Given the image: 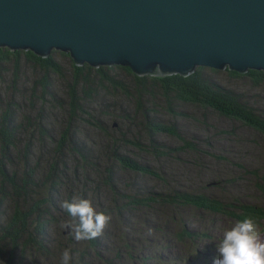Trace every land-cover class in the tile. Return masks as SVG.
I'll return each instance as SVG.
<instances>
[{
    "label": "rangeland",
    "instance_id": "obj_1",
    "mask_svg": "<svg viewBox=\"0 0 264 264\" xmlns=\"http://www.w3.org/2000/svg\"><path fill=\"white\" fill-rule=\"evenodd\" d=\"M50 54L61 66V74L39 69L22 55L18 72L10 64L0 80L2 98L6 94L14 95L11 86L20 88L15 89L17 96H20L18 91L24 94L17 108L3 103L0 115L2 110L13 113L14 144L30 156L27 170H34L26 176L34 186L26 191L29 197L25 203L18 201V195L0 188L3 192L0 193V234L9 226L14 228L11 224L16 202L21 204L16 203L17 211L28 214L15 235L20 245L17 244L16 251L9 245H1L0 261L3 264H59L61 254L67 249L70 264H130L127 257L132 253L125 250V245L128 237L140 233L151 241L142 237L131 247L134 252H149L142 258L147 264H213L216 241L224 229L235 223L230 217L190 206L134 207L127 200L118 199L124 194L144 198L151 192L184 187L213 197H232L250 203H255V199L264 200V193L260 191L264 185V132L210 107L183 101L174 91L166 94L154 80L148 81L152 88L149 84L142 87L140 98L133 75L113 66L106 68L109 73L105 71L106 75L120 80L124 86L110 84L93 65L74 83L85 99V112L79 117L70 115L72 74L74 65L81 64L75 63L69 52L58 48H53ZM202 66L205 65H197L186 75L172 72L166 76H189ZM225 69H219L222 71L216 79L243 91L255 106L264 109V87L255 90L244 78L248 76L237 77ZM45 76H48L46 86ZM93 79L96 83L89 85L88 81L93 84ZM36 95L39 97L31 100ZM159 124L176 130L179 136L161 129L154 131L152 128H159ZM7 147L4 149L1 140L0 157L6 152L9 168L14 171L18 150L10 151ZM114 156L137 161L160 173L163 179L124 170ZM21 174L26 175V170L22 169ZM105 180L106 183L111 180L112 185H105ZM73 195L90 200L96 211L110 216L102 233L94 238L97 244L77 241L69 227H61L68 221V225L75 223L60 206ZM39 201L43 205L41 209L36 204ZM117 215L120 220L115 218ZM40 217H44L47 226L41 224ZM27 225L30 230L24 233L21 228ZM181 228L197 231L203 239L180 241L177 231ZM260 230L264 238V222ZM27 236L31 238L22 246ZM4 243L11 244L8 236ZM135 264L145 263L135 259Z\"/></svg>",
    "mask_w": 264,
    "mask_h": 264
},
{
    "label": "water",
    "instance_id": "obj_2",
    "mask_svg": "<svg viewBox=\"0 0 264 264\" xmlns=\"http://www.w3.org/2000/svg\"><path fill=\"white\" fill-rule=\"evenodd\" d=\"M0 46L139 75L264 70V0H0Z\"/></svg>",
    "mask_w": 264,
    "mask_h": 264
},
{
    "label": "trees",
    "instance_id": "obj_3",
    "mask_svg": "<svg viewBox=\"0 0 264 264\" xmlns=\"http://www.w3.org/2000/svg\"><path fill=\"white\" fill-rule=\"evenodd\" d=\"M22 55H25L29 59V61L34 63L39 69L45 70L47 72L51 71L54 73H62L61 66L57 63L52 54L43 57L35 54V52L31 50H12L9 47H0V80L2 79L3 74L7 70L6 68L10 64L13 65L14 72H18ZM92 66L93 65H91L89 62H85L81 65H74V73H71L73 75L74 82L72 86H70L71 102L68 105L70 115H75L79 117L82 112H85V109L83 107V101L85 99L78 93V89L76 88L75 84L77 83V78L79 76L84 75L86 70L92 69ZM111 66L126 70L128 73L133 75L135 90L137 91L140 98H142V87L144 89L149 84L152 88L151 83L148 81L154 80L157 81V84L163 88V91H165L166 94H169L171 91H174L177 93L178 98L183 101L193 103L196 106L210 107L227 117L233 118L235 120H240L244 124L264 132V109L255 106L252 101L245 97V93L243 91L241 92V90H237L234 87H230L227 85L225 86L220 83L216 79V75L219 74L222 70L202 66L198 67L196 71L189 76H180L177 74L167 76L145 74L143 76H140L139 74L135 73L132 68L125 65L115 64L107 66L100 65L97 67L93 66L97 68V71L101 73L105 79L111 82L110 84H115V86H124V84L120 80L116 81L115 79L109 78L106 75V68L112 69ZM224 71L229 74H233L237 77L248 76L244 78L249 80L250 84L255 87V90L264 87V72L262 70L250 69L245 72V74H239L237 73V71L228 68H226ZM93 80H95L93 84L92 81H88L89 85H94L96 83V79ZM43 81L46 86L48 82V76H45L43 78ZM11 87L15 92L14 95L6 94L2 98L1 94L4 91L0 92V108H2L3 103L8 105V107L17 108L19 107V104L23 101V92L18 91L20 96H17V91L15 90L20 88L15 86ZM84 90L88 91V89ZM38 97V95L31 96V100ZM159 125V128L154 126L152 129H154V131L161 129L164 131H168L170 134L179 136L176 130H169L166 129L162 124ZM12 129H15V125L13 123V113L9 110H2L0 115V141L2 140V142H4V149H6V147L8 146L7 148L10 151L18 150L16 148V145L14 144L15 136ZM11 146H13L12 149H10ZM28 158L30 159V156L26 153V151L22 152L18 150L16 153V160L13 165L14 171H12L9 168V157L7 156L6 152L2 157H0V188H3V192L10 191L13 194L18 195V201L22 202V204L25 203V201L29 197L26 191L29 190L32 186H34V184L30 182V179L26 177L29 176L32 171H34L27 170V165H29ZM114 159L124 170L142 174L155 180L163 179L160 173L138 163L137 161L130 160L125 156H114ZM22 169L26 170V175L21 174ZM104 183L105 185H112L111 180L107 183L105 180ZM262 188L263 189L260 188V191L264 193V185H262ZM121 199L127 200L129 203H132L134 207L150 208L154 205H167L172 208H184L190 206L198 209H203L204 211L213 214H219L224 217H230L235 222L239 219H243L246 216L254 218L259 223V225L264 222V200L259 199H255V203H250L248 201L232 197H213L209 194L200 193L194 191V189L189 190L188 188L184 187H173L170 188V190L151 192V195H148L144 198L143 196H139L138 198L135 196H131L130 194H124L121 195L118 200ZM16 203L11 224V226L14 225V228L9 226L6 232L0 234V248L1 245H9L13 251H16L15 249L18 247V245H20L17 243V239H15L17 236V230L19 229V225L24 222L26 216L28 215L27 212H24L23 210L17 211ZM17 204L21 205L20 203ZM36 204L40 205L38 209L43 208V205L41 206L40 201L36 202ZM110 214H112L111 211ZM115 218L120 220L119 215H117ZM40 222L41 224H45L47 226L44 217H40ZM69 222L70 221H68L67 225L69 224ZM118 226L119 223L114 224L113 228L116 229L118 228ZM131 227L132 226H128V229H131ZM26 230H30L28 225L21 228V231H23L24 233ZM38 230L39 229L37 228L36 235H38ZM155 231L159 232L160 230L155 229ZM42 232L44 233L45 231L42 230ZM177 233L179 235L178 239L180 241H196L197 239L201 238V234L199 232L193 231L189 228H181L177 231ZM205 235H207V233L203 234V236ZM7 236L8 241L11 242V244L4 243V240ZM31 236L26 237L25 242L22 244V246H25L27 240L30 239ZM142 237L148 242L151 241V239H149L147 236H142L140 235V233H136L133 237H128L127 239L125 250L128 252L129 249L132 253H128L127 257L130 264H135V259H140L143 263L147 264L142 258L149 252L145 250H142L140 252H134L132 251L131 247L132 243L135 240H139ZM44 238L47 239L48 237L45 236ZM210 240L211 239H209V241ZM97 241L100 243L102 242V239H99ZM88 242L89 244H97L94 239L88 240ZM40 247L41 246H39L38 248ZM25 249L26 248L22 249V252ZM12 258H14L13 255Z\"/></svg>",
    "mask_w": 264,
    "mask_h": 264
},
{
    "label": "clouds",
    "instance_id": "obj_4",
    "mask_svg": "<svg viewBox=\"0 0 264 264\" xmlns=\"http://www.w3.org/2000/svg\"><path fill=\"white\" fill-rule=\"evenodd\" d=\"M60 206L75 221L61 227H69L77 241L96 238L110 220L106 213L96 211L90 200L76 195L71 200L62 201ZM70 261V252L65 249L59 264H70ZM213 264H264V238L261 237L259 223L246 216L224 229L216 241Z\"/></svg>",
    "mask_w": 264,
    "mask_h": 264
},
{
    "label": "bare ground",
    "instance_id": "obj_5",
    "mask_svg": "<svg viewBox=\"0 0 264 264\" xmlns=\"http://www.w3.org/2000/svg\"><path fill=\"white\" fill-rule=\"evenodd\" d=\"M85 62H82V64H84ZM106 65H110V64H106ZM111 65H114V64H111Z\"/></svg>",
    "mask_w": 264,
    "mask_h": 264
}]
</instances>
